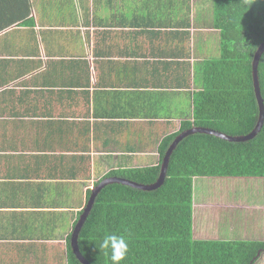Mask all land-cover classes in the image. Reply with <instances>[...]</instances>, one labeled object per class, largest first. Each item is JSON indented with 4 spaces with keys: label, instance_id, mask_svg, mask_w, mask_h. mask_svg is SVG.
Listing matches in <instances>:
<instances>
[{
    "label": "crops",
    "instance_id": "obj_1",
    "mask_svg": "<svg viewBox=\"0 0 264 264\" xmlns=\"http://www.w3.org/2000/svg\"><path fill=\"white\" fill-rule=\"evenodd\" d=\"M194 1L0 0V264H68L87 191L191 118L221 53Z\"/></svg>",
    "mask_w": 264,
    "mask_h": 264
},
{
    "label": "trees",
    "instance_id": "obj_2",
    "mask_svg": "<svg viewBox=\"0 0 264 264\" xmlns=\"http://www.w3.org/2000/svg\"><path fill=\"white\" fill-rule=\"evenodd\" d=\"M214 26L220 32V57L208 62L202 92L192 104L191 118L158 146L155 166L119 169L118 177L140 185L154 184L172 141L194 127L231 137L251 133L258 120L252 60L264 41V0H213ZM264 105V53L258 64ZM264 179V122L250 141L231 143L207 134L184 138L173 150L161 187L140 191L125 185L105 186L79 233L78 248L90 264H111L99 250L108 234H123L129 253L122 264H256L264 242L194 239V179ZM99 183V182H98ZM98 183L95 184L98 185ZM91 190L87 191L86 203ZM81 214V213H80ZM67 241V263L80 264Z\"/></svg>",
    "mask_w": 264,
    "mask_h": 264
},
{
    "label": "rangeland",
    "instance_id": "obj_3",
    "mask_svg": "<svg viewBox=\"0 0 264 264\" xmlns=\"http://www.w3.org/2000/svg\"><path fill=\"white\" fill-rule=\"evenodd\" d=\"M193 5L198 6L196 15L206 16L211 23L213 0ZM148 156L142 157V166L150 163ZM192 236L198 240L264 242V179H194ZM256 264H264V253Z\"/></svg>",
    "mask_w": 264,
    "mask_h": 264
},
{
    "label": "water",
    "instance_id": "obj_4",
    "mask_svg": "<svg viewBox=\"0 0 264 264\" xmlns=\"http://www.w3.org/2000/svg\"><path fill=\"white\" fill-rule=\"evenodd\" d=\"M264 53V41L259 45V47L257 48L254 56H253V60H252V81H253V90H254V94H255V98L257 101V105H258V120L257 123L253 129V131L251 133H249L246 136H240V137H231V136H227L224 135L222 133L213 131L211 129H205V128H199V127H194L191 128L189 130H186L182 133H180L178 136L175 137V139L172 141L171 145L169 146L168 150L165 153V156L162 160V164H161V168H160V174L156 180V182L154 184L151 185H140L137 183H134L132 181H128L125 179H121L118 177H108L103 179L101 182L98 183V185H96L90 194V197L87 201V204L85 206V208L83 209L81 215L79 216V219L73 229V232L71 234L70 237V247L72 250L73 255L75 256V258L77 259V261L80 264H90L80 253L79 248H78V236L79 233L93 207V204L95 202V198L96 196L99 194V192L107 185H111V184H120V185H125L140 191H153L158 189L159 187L162 186V184L164 183V180L166 178V172H167V168H168V163H169V159L170 156L173 152V150L176 148V146L186 137L190 136V135H194V134H207V135H211L214 136L216 138H219L221 140H225L227 142H231V143H243V142H247L252 140L253 138H255L261 131V128L263 126V122H264V105H263V100L261 98L260 95V88H259V81H258V64H259V60L262 56V54Z\"/></svg>",
    "mask_w": 264,
    "mask_h": 264
},
{
    "label": "clouds",
    "instance_id": "obj_5",
    "mask_svg": "<svg viewBox=\"0 0 264 264\" xmlns=\"http://www.w3.org/2000/svg\"><path fill=\"white\" fill-rule=\"evenodd\" d=\"M99 250L109 254L111 264H122L129 253V242L123 234H108L100 241Z\"/></svg>",
    "mask_w": 264,
    "mask_h": 264
}]
</instances>
